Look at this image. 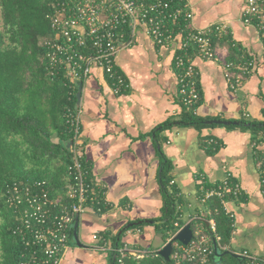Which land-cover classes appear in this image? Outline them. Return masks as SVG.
<instances>
[{"label": "crops", "instance_id": "crops-1", "mask_svg": "<svg viewBox=\"0 0 264 264\" xmlns=\"http://www.w3.org/2000/svg\"><path fill=\"white\" fill-rule=\"evenodd\" d=\"M187 2L196 27L228 25L234 45L252 58V73L232 91L222 61L193 53L201 92L198 115L206 126L183 124L175 66L181 36L160 46L138 21L124 28L118 38L117 66L128 79V89L115 93L98 66L80 81L81 134L76 144H81L91 178L103 190L108 208L103 213L88 208L80 214L78 237L83 246L70 241L62 264H109L108 251L100 248L94 235H115L163 214L161 150L171 162V178L186 200L184 217L205 209L199 199L203 182L199 175L211 183L232 176L240 184L244 194L226 204L235 219L229 251L241 254L249 250L264 257V187L253 142L262 135L241 122L264 120V35L243 23L246 0ZM217 40V51L229 58L225 37ZM216 120L239 124L209 123ZM210 138L221 144L215 152L204 146ZM257 149L264 152V143ZM122 236L136 251H159L166 245L163 229L152 225L129 228Z\"/></svg>", "mask_w": 264, "mask_h": 264}, {"label": "built area", "instance_id": "built-area-1", "mask_svg": "<svg viewBox=\"0 0 264 264\" xmlns=\"http://www.w3.org/2000/svg\"><path fill=\"white\" fill-rule=\"evenodd\" d=\"M50 20L54 34L44 41L49 68L52 75L66 72L72 83L71 94L76 83L90 76L93 66H98L105 72L115 93L128 89V79L117 66L118 38L123 36L124 28L135 21L160 46L169 45L177 40L178 35L181 36L180 49L175 58L179 96L185 110L194 115L199 112L201 92L193 53L204 59L222 61L225 78L232 91H237L244 84L254 65L245 51L239 62L222 56L214 45V38L221 39L229 34L228 25L214 23L205 28L196 27L193 22L194 12L187 0H180V3L176 0H53ZM242 21L256 27L264 35V0H246ZM65 117L77 141L81 134L79 108L68 109ZM204 142L215 144L216 140L210 138ZM67 172L70 183L65 196L52 195L45 180H13L6 185L4 197L13 211V231L23 245L18 264H62L63 255L73 236L75 217L88 208L103 213L107 207L103 190L91 178L80 143H75ZM228 178L222 181L223 185L219 188L207 190L204 197H199L200 201L204 203L214 195L242 196L244 191L240 184L236 182L231 185ZM261 182L264 184V179ZM171 184H175V181L172 180ZM227 202L224 201L225 207ZM184 218V224L175 222L176 230L170 232L168 241H172L188 223L191 224L193 238L188 244L173 241V263L216 264L213 241L218 243L220 236L215 234V219L212 216L205 218L213 235L211 237L205 232V226L198 223L204 217L194 213ZM193 220H197L194 228ZM94 239L101 242L100 248L103 251L117 252L121 264L128 252L134 253L138 258L147 253L146 250L136 251L128 244L115 248L110 239L101 241L99 234L94 235ZM220 249L229 250L230 245ZM241 255L244 257L242 264H264V257L254 255L249 250L242 251Z\"/></svg>", "mask_w": 264, "mask_h": 264}, {"label": "trees", "instance_id": "trees-1", "mask_svg": "<svg viewBox=\"0 0 264 264\" xmlns=\"http://www.w3.org/2000/svg\"><path fill=\"white\" fill-rule=\"evenodd\" d=\"M176 2L180 3V0ZM52 11L53 0H0V264H18L23 249L21 239L13 231V211L5 201L6 185L13 180H45L52 195L65 196L70 183L67 169L73 158L76 139L66 122L65 113L68 109H78L77 83H74V92L71 94L72 83L66 72L51 74L44 41L54 34L50 20ZM224 37L231 50L229 60L242 61L243 49L234 45L229 34ZM217 41L214 38V45ZM185 108L183 106L181 123L206 126L199 115H194ZM241 122L243 126L262 135L253 142L257 166L259 171L262 170L261 179H264V152L257 149L259 144L264 143V120ZM70 140L74 141L73 148L67 146ZM215 140V144L204 142L205 148L211 152L217 151L221 144ZM160 156L164 206L163 214L155 220L166 222L153 225L144 220L121 229L115 235L103 233L101 241L110 239L113 247H124L126 243L123 241V233L129 228L147 224L163 229L167 243L170 232L176 230L175 222L184 224L186 200L179 188L171 184V162L162 150ZM198 178L203 181L199 197H204L207 190L223 185L222 181L211 183L202 175ZM228 180L231 185L237 182L232 176ZM262 185L264 187L263 183ZM234 198L237 197L231 194L224 197L214 195L204 201L205 209L197 212L204 217L198 223L205 226L207 234L211 235V232L205 218L212 216L215 219V234L220 236L218 243L221 248L230 245L235 221L224 201ZM196 222L197 220L192 221L193 228ZM146 251L140 258L128 252L123 258V264H174L172 260L166 261L158 250ZM108 253L109 264H121L117 252ZM222 264L242 262L227 254L223 257Z\"/></svg>", "mask_w": 264, "mask_h": 264}, {"label": "water", "instance_id": "water-1", "mask_svg": "<svg viewBox=\"0 0 264 264\" xmlns=\"http://www.w3.org/2000/svg\"><path fill=\"white\" fill-rule=\"evenodd\" d=\"M83 83L80 82L78 85V92H77V108H79L80 102H81V90H82ZM213 122H218L222 124H236L238 125L239 122H231V121H221V120H216V121H209V123ZM74 141L70 140L68 142V147L73 148ZM79 220H80V215H77L75 217V222H74V231H73V239L76 242L77 245L83 246V244L80 243L79 237H78V228H79ZM152 224H161L165 223L166 220H151L150 221ZM193 238V230L191 228V224L188 223L186 224L181 230L178 231V233L174 236L172 241H168L166 245H164L160 250L159 254L166 260L170 261L171 260V254L173 252V241H180L183 244H188L191 239ZM213 248H214V260L216 264H222L223 263V257L227 254H230L237 258L240 262H243L244 257L239 254V253H234L232 251L226 250V251H221L218 243L216 240L213 241Z\"/></svg>", "mask_w": 264, "mask_h": 264}, {"label": "rangeland", "instance_id": "rangeland-1", "mask_svg": "<svg viewBox=\"0 0 264 264\" xmlns=\"http://www.w3.org/2000/svg\"><path fill=\"white\" fill-rule=\"evenodd\" d=\"M71 242H73V243H74V239H73V238H71Z\"/></svg>", "mask_w": 264, "mask_h": 264}]
</instances>
